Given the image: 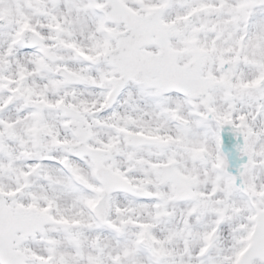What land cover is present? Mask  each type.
<instances>
[{"label":"snow or ice","instance_id":"obj_1","mask_svg":"<svg viewBox=\"0 0 264 264\" xmlns=\"http://www.w3.org/2000/svg\"><path fill=\"white\" fill-rule=\"evenodd\" d=\"M0 264H264V0H0Z\"/></svg>","mask_w":264,"mask_h":264}]
</instances>
